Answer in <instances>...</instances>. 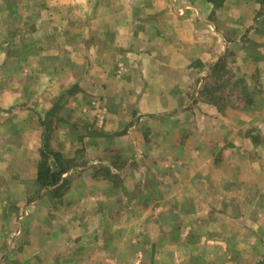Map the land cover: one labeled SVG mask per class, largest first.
Here are the masks:
<instances>
[{
    "label": "crops",
    "instance_id": "0c3cea01",
    "mask_svg": "<svg viewBox=\"0 0 264 264\" xmlns=\"http://www.w3.org/2000/svg\"><path fill=\"white\" fill-rule=\"evenodd\" d=\"M262 1L223 0L215 7L208 0H50L43 8L49 16L65 10L85 17L81 27L88 19L99 30L96 40L82 36L79 59L54 60L80 63L81 71L69 74L79 91L61 111L58 137L49 141L67 167L63 193L52 201L23 199L37 184L44 118L63 90L59 73L53 67L37 73V91L18 87L23 63L0 44V264H200L197 241L204 238L226 241L220 253L227 264H262ZM230 51L240 80L254 78L262 87L234 88L240 98L242 92L248 96L249 106L202 103L211 70ZM236 80L226 90L242 84ZM227 143L242 151L230 147L231 156L220 165L214 154ZM219 171L228 173L225 185ZM165 172L206 182L223 198H197L199 187L182 183L167 185L162 200L156 179ZM37 191L42 196L54 188ZM174 205L179 213L164 212ZM27 207L30 215L18 217ZM184 208L191 210L184 214ZM201 208H208L205 215ZM156 213L162 217L154 219ZM176 214L173 230L169 215ZM205 223L210 226L199 231L196 224ZM215 246L212 253L219 250Z\"/></svg>",
    "mask_w": 264,
    "mask_h": 264
},
{
    "label": "rangeland",
    "instance_id": "374dc122",
    "mask_svg": "<svg viewBox=\"0 0 264 264\" xmlns=\"http://www.w3.org/2000/svg\"><path fill=\"white\" fill-rule=\"evenodd\" d=\"M49 2L50 0H0V44L2 45L3 50H5V52L7 51L8 55H10L11 57H18L23 63L20 67L19 78L16 79V82L20 83L17 84L18 87H26L27 90L35 89L37 88V73H41L44 70L47 71L48 69H52V67L54 68V71L57 69L56 71L59 73V75L56 83L61 84L58 88L59 91H61L62 89L63 90L57 97V103L53 108V114L50 116L45 115L44 118L46 123L48 124L49 129L46 132V135L50 140L51 138L54 139L55 137H58V133L61 129L60 114L63 107L69 104L71 100L70 96H73L79 91L78 84H69L74 80L73 78L69 77V74H72L74 76L81 71L80 63H57L55 61L64 59L66 57L79 59L83 55V49L81 48V46H79V44H82L83 38L86 37L84 39H89L91 41L96 40L99 35V30L97 29V22L91 23L90 21H87L88 19L84 20V27H81V24L83 23V19L85 17L69 14L65 15V10H63V15L49 16L43 10V8ZM75 3H77L75 5H77L79 8L81 5L80 2L76 1ZM262 7L263 8L261 11L264 12V1H262ZM3 11L5 12L4 14L1 13ZM88 27H90L89 32H87ZM83 35L84 37H82ZM45 58H48L49 60H45ZM37 59L42 60H38L37 62ZM50 59H52L53 61L55 60L54 63L50 62ZM14 64L16 67L15 69H17V63ZM61 72L64 74V76H61ZM260 73L261 71L256 74L260 76ZM235 76L238 77V80H236L237 83L242 84H240L239 86H237V84L231 85V88L233 89H231L230 91L226 90L227 84L229 83V81H232ZM248 78L246 79L244 76V80H240L239 71L235 62V56L232 51H230L227 53L226 58L220 61V66L218 69H216L215 74L212 75L209 80H207L200 100L202 103L214 104L216 106L217 104H220L222 105V107L226 105L225 101L227 100H231L234 104H237L239 106H249L251 102L248 96L242 92V96L240 98L235 94L236 89H234L237 87L239 88L240 92L241 88L244 86L245 89L248 88L250 91L254 92L257 90V87H262V85L258 83V81L254 78ZM67 84L68 87L63 88ZM35 91L37 90L35 89ZM89 105L90 107H95L92 104ZM34 111L37 115V110ZM250 135H252V138L256 140L259 139L257 131L250 132ZM191 145L192 143H188L186 145L187 150L191 149ZM230 147L239 148L237 152H240V150L242 151L240 145H232L230 143H227L220 151L215 152L214 159L217 163H220L221 165L224 160L231 156L230 154L232 151ZM186 161H188V159L185 160V162ZM219 172L221 173L219 175V181L221 184L225 185L226 175L228 173L226 171ZM173 173L165 172V176H162L163 178L158 177L156 179L160 188L156 182H148L146 183V186H155L156 184L158 191L161 192L162 200L166 194L165 188L167 187V185H179L182 183L188 184L191 187H193L194 185L195 187H199V189L197 190L198 195H195L197 198L201 197L203 198V200H207L208 202H213V200H216L218 196L219 198H223V195H219V192H217V194H215L214 192H210L208 183L203 182L204 179H201L202 182L205 183L204 185H199L197 179H195L193 184V181L191 183L188 182L191 177L185 176L181 173L179 176H176ZM218 190H220V188H218ZM154 194L156 195V191L154 192ZM168 194L170 196L173 195L172 188L168 192ZM45 195L43 194L42 196H40V192L37 191L36 184L31 189L30 187L27 188V192L25 193V197L23 200L24 203L29 204L30 202L37 201V199H51L52 201L59 198V196H53V193L49 192H46ZM177 200L178 197H176L175 200H172L170 202L171 206L177 203ZM168 208L165 209V213L170 211H176L179 213L177 205H174V207L172 208ZM137 209H139L140 211L143 210V208L141 207H138ZM189 209L190 208H184L181 209V211L184 212V214H188ZM205 210H208V208H206ZM205 210L201 208V211H203L201 212V215H205ZM160 212H162V210ZM21 213L22 214H18V217H26L27 215H30V213L28 212V207L27 209L22 208ZM178 216L179 214H176V216L169 215L171 228H173V230L175 227H177V225H179L180 219ZM33 217L37 221V215L33 214ZM153 217L154 219L161 218L162 215H160V213H156V215H154ZM196 226H199V231H201L207 229L210 225L208 223H205L202 225L196 224ZM216 226L218 227V229L221 227V225ZM239 226L240 225L236 227ZM32 227L33 224L29 227L30 233H33ZM158 227V225H155L154 231H156ZM211 242L218 243L214 244ZM231 242L234 243L236 241L232 240ZM155 243L156 239L153 247L155 246ZM197 243H194L197 244V253L204 256V260L202 259V257L201 259L199 258V260H201L200 264H227L226 259L221 258L222 253H220L225 249L226 241H213L204 238L198 240ZM215 245L219 247V250L215 253H212L210 249L212 247H216ZM149 247H152L151 244ZM137 248L144 249V245L142 246V244L139 243ZM213 256L218 257L217 260H213L214 262L208 261L209 258L213 259ZM147 261L148 260L145 258V263ZM149 261V263H152L150 259ZM261 262L262 264H264V259Z\"/></svg>",
    "mask_w": 264,
    "mask_h": 264
},
{
    "label": "trees",
    "instance_id": "16d2710c",
    "mask_svg": "<svg viewBox=\"0 0 264 264\" xmlns=\"http://www.w3.org/2000/svg\"><path fill=\"white\" fill-rule=\"evenodd\" d=\"M215 7H218L223 0H208ZM220 66V62L213 67L211 74L214 75L216 69ZM53 114V111L48 112L46 115L50 116ZM43 144L40 155V161L37 165V175L36 183L37 186L41 189L54 188V195L60 196L63 193L65 182L61 181L62 175L66 171L67 167L64 166L65 161L62 160V157L59 153L53 151L50 147L49 138L46 135L48 129V124L43 123ZM62 182V183H61ZM61 183V184H60Z\"/></svg>",
    "mask_w": 264,
    "mask_h": 264
}]
</instances>
